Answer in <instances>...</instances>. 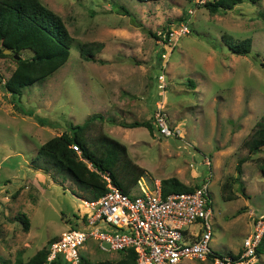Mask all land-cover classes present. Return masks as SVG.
<instances>
[{
  "label": "rangeland",
  "instance_id": "1",
  "mask_svg": "<svg viewBox=\"0 0 264 264\" xmlns=\"http://www.w3.org/2000/svg\"><path fill=\"white\" fill-rule=\"evenodd\" d=\"M40 1L60 17L72 47L65 64L22 88L15 105L3 87L15 59L0 58V260L21 255L27 261L84 211L82 199L91 192L36 155L44 142L93 113L103 115L104 132L146 169L139 182L151 186L176 177L188 186L208 183L210 247L236 255L253 217L264 213V148L254 153L244 145L264 114V0H243L217 13L204 6L212 0ZM181 23L189 31L178 35ZM245 38L251 39L247 55L228 47ZM81 46L93 55H82ZM158 109L174 135L154 126ZM111 120L152 127L125 128ZM18 217L27 219V229ZM82 257L96 264L120 256L87 247ZM181 264L220 262L207 257ZM253 264H264V253Z\"/></svg>",
  "mask_w": 264,
  "mask_h": 264
},
{
  "label": "trees",
  "instance_id": "2",
  "mask_svg": "<svg viewBox=\"0 0 264 264\" xmlns=\"http://www.w3.org/2000/svg\"><path fill=\"white\" fill-rule=\"evenodd\" d=\"M242 1L212 0L206 1L204 6L210 13L225 12ZM249 1L256 3L260 0ZM116 9L129 14L124 6H118ZM168 38L166 34L162 37V41L167 43ZM72 40L60 17L40 0H0V58L19 56V59H15L14 70L3 83L14 105L20 102L22 88L43 81L65 64L70 56ZM228 47L233 53L247 55L251 50V39L245 38L238 43L229 44ZM6 49L10 50L9 54L4 53ZM23 51L29 52L30 55L23 57ZM80 51L84 56L93 55L83 46L80 47ZM102 120L103 115L93 113L82 124H72L62 134L44 142L36 155L47 167L67 174L79 188L89 190L91 196L87 198L92 199L98 198L107 190L106 180L102 175L108 176L112 184L121 192L128 194L138 180L146 174V169L130 157L127 146L104 132L100 125ZM110 123H117L125 128L144 126L151 130L152 127L148 121L111 120ZM72 145H77L79 153L72 148ZM244 145L254 153L264 148V114L255 124ZM242 161L243 159L240 163ZM238 171L240 172L239 166ZM160 184L164 196L169 193L192 191L198 187L188 186L176 177L161 179ZM18 219L24 229H27V219L24 217H18ZM263 239L256 249V254L264 253ZM46 255L47 247H44L27 261H23L19 255L13 262L10 259H1L0 264H43L46 262ZM119 256L118 260H103L96 264H134L135 262V252L132 249L121 251ZM208 257H214V255ZM231 257L235 258L237 255H231ZM49 264L69 263L58 257ZM78 264L90 263L81 256Z\"/></svg>",
  "mask_w": 264,
  "mask_h": 264
},
{
  "label": "built area",
  "instance_id": "3",
  "mask_svg": "<svg viewBox=\"0 0 264 264\" xmlns=\"http://www.w3.org/2000/svg\"><path fill=\"white\" fill-rule=\"evenodd\" d=\"M204 1L194 0V3ZM188 31L187 25L182 24L175 33ZM159 80L162 82L164 76ZM159 87L163 88V84ZM153 123L160 134L174 135L161 109L155 112ZM72 148L79 153L77 145ZM102 176L107 190L98 198L82 199L84 211L78 212L75 221L50 241L43 264L58 257L69 264H78L87 247L118 255L132 249L134 264H181L185 259H205L209 255H214L220 264L254 263L256 249L264 236V213L253 217L251 230L243 239L237 257H225L210 247L213 207L208 183L192 191L164 196L159 180L151 186L138 180L125 194L108 176ZM136 188L138 192H134Z\"/></svg>",
  "mask_w": 264,
  "mask_h": 264
},
{
  "label": "water",
  "instance_id": "4",
  "mask_svg": "<svg viewBox=\"0 0 264 264\" xmlns=\"http://www.w3.org/2000/svg\"><path fill=\"white\" fill-rule=\"evenodd\" d=\"M4 53L9 54L10 50L6 49V50H4ZM14 59H19V56L18 55H14Z\"/></svg>",
  "mask_w": 264,
  "mask_h": 264
},
{
  "label": "crops",
  "instance_id": "5",
  "mask_svg": "<svg viewBox=\"0 0 264 264\" xmlns=\"http://www.w3.org/2000/svg\"><path fill=\"white\" fill-rule=\"evenodd\" d=\"M114 125V124H113ZM116 125V124H115Z\"/></svg>",
  "mask_w": 264,
  "mask_h": 264
},
{
  "label": "clouds",
  "instance_id": "6",
  "mask_svg": "<svg viewBox=\"0 0 264 264\" xmlns=\"http://www.w3.org/2000/svg\"><path fill=\"white\" fill-rule=\"evenodd\" d=\"M120 255V254H119Z\"/></svg>",
  "mask_w": 264,
  "mask_h": 264
}]
</instances>
